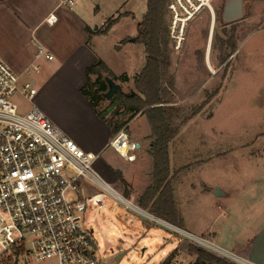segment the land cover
<instances>
[{
    "label": "rangeland",
    "instance_id": "374dc122",
    "mask_svg": "<svg viewBox=\"0 0 264 264\" xmlns=\"http://www.w3.org/2000/svg\"><path fill=\"white\" fill-rule=\"evenodd\" d=\"M73 1L75 5L70 11L79 14L93 30L98 27L91 40L96 53L117 71L134 75L144 68L145 46L133 39L147 11V0ZM224 1L212 0V10L204 9L193 16L185 29L181 50L174 49L170 39L171 91L182 116L190 117L185 123L177 119L179 130L169 146L174 197L185 225L182 229L151 216L154 220L146 218L149 229L141 231L139 212L112 195L104 199L103 209L88 204L82 223L94 231L99 264H161L170 255V264H194L198 256L191 253L190 245L204 249L226 264H248L235 260L233 254H225L217 246L227 244L228 239L233 240L244 229L251 234L264 228V0H244L242 18L228 28H223L221 21ZM111 18L118 20L104 32L102 23ZM66 23L64 37L68 49L79 40V33L72 20ZM169 27L168 12V31ZM74 62L80 64L82 57ZM43 70L34 83L35 103L58 127L81 128L75 90L70 89L78 80L77 74L55 72L47 80ZM91 79L95 81L96 76ZM97 86L91 85L92 89ZM17 100L24 109L31 106L21 98ZM108 104V100H99L97 109L102 110ZM121 109L122 106H117L106 116L107 121L125 124L126 135L141 129L142 135L151 131L144 114L129 119L130 114L121 115ZM194 110H198L195 115ZM114 153L109 146L93 169L120 195L140 206L138 199L149 188L142 191L141 186L146 182L148 167L152 170V157L142 152V174L138 169L132 171L134 181L124 187L121 182L115 185L107 181L100 166L102 161L108 162V155L124 166L131 164ZM139 163L140 160L133 165ZM127 192L133 193V197ZM205 225L224 241L218 244L211 236L203 235Z\"/></svg>",
    "mask_w": 264,
    "mask_h": 264
},
{
    "label": "built area",
    "instance_id": "2783aa9c",
    "mask_svg": "<svg viewBox=\"0 0 264 264\" xmlns=\"http://www.w3.org/2000/svg\"><path fill=\"white\" fill-rule=\"evenodd\" d=\"M211 2L169 0L174 49L181 50L188 22L200 11L212 10ZM63 4L72 6L74 1L60 0ZM40 57L53 59L36 42ZM39 71L40 65L33 63L24 72ZM36 94L33 82L23 81L22 73L0 58V264H99L94 231L82 223L87 205L103 209L104 199L112 195L138 208L102 181L93 169L99 155L82 149L53 123L35 103ZM17 98L31 106L22 108ZM122 142L127 144L125 152L119 148ZM132 143L122 130L109 146L133 161Z\"/></svg>",
    "mask_w": 264,
    "mask_h": 264
},
{
    "label": "crops",
    "instance_id": "0c3cea01",
    "mask_svg": "<svg viewBox=\"0 0 264 264\" xmlns=\"http://www.w3.org/2000/svg\"><path fill=\"white\" fill-rule=\"evenodd\" d=\"M74 5H60V0H0V58L5 60L15 71L22 73L23 81H32L33 84L40 78L38 74H40L41 69L43 70V68V71L48 75L47 80L50 79L55 72L64 74L68 72L71 74L76 73L78 80L74 82L75 85H70V89L72 91L73 89L75 90L74 93L76 94V101L79 110L78 113L80 114L77 120L82 127L75 129L70 127H67L66 129H62L61 127L59 128L72 138L82 149L94 152L100 156L103 151L108 149L109 142L116 135V133H114L112 127L106 121L98 117L89 99L80 91L87 80L86 69L97 61H102L115 75L121 76L126 74L128 77L127 81H122L120 79L116 81L120 84V90L124 93L136 91L134 80L140 71L136 72L134 75L129 74L127 71H117L113 69L99 53H96L94 48L91 46V40L94 34L98 33V27L96 26L95 30H93L79 14L71 12L70 10H72ZM50 15L54 17L48 22L47 19ZM111 19L114 20L113 18ZM70 20H72L74 25L78 28L79 40L73 44V47L66 49L64 29L67 24L66 22ZM117 20L115 19L113 24L116 23ZM107 24L108 21L105 24L102 23V28L105 30L104 32H106L113 25L109 26L106 30ZM99 31H101V29ZM136 37L137 36L134 37V41H136ZM36 42L43 44L53 55V59L48 60L44 57L36 58ZM79 57H82V62L77 64L74 61H77ZM42 59L45 60V62L42 63ZM33 63L40 65V71L26 74L24 72L26 67ZM68 68H70V70H67ZM136 116L140 117L142 116V113H139ZM85 122H88L86 124L89 125H86ZM90 124H92L93 129ZM122 130L126 134L124 127L120 128L119 131ZM127 136L135 144V160L129 161L131 164L124 166L116 159H113V155H111V157L108 155V162L105 163L102 161L101 164L103 165H100L103 167L102 172L104 173L107 181H110L115 185L118 182H121L124 187L128 185L127 182L132 185L135 177V175L132 174V171L138 169L142 174V152L150 155V145L153 140L151 137V131L149 130L144 135H142L141 129L140 131L129 132ZM113 150L118 154L115 149ZM139 160L141 161L139 166L136 165V167L133 165V163L138 162ZM118 175L122 177V180H119ZM171 176H173L172 172ZM152 179L153 159L152 170L148 167V175L145 180L146 182H144L142 184L143 186H141L142 191L152 185ZM102 181L104 180L102 179ZM104 182L109 185L108 182ZM109 186L111 187V185ZM111 188L115 190L113 187ZM116 192L118 193V191ZM135 193L137 194V192ZM132 194L129 196L133 197ZM136 207L138 210L135 211H138L142 216L141 231H144L145 228H147V230L149 229L150 223L146 218H149L150 220L156 218L157 220L159 219L158 221L163 222L160 218L154 216L148 210H145L140 206ZM157 220L155 222H157ZM208 228L209 226H204L202 229L203 235H209L217 242L224 241L222 240L220 234L216 231H212L210 229L208 230ZM186 232L194 235L189 231ZM263 234L264 228L259 231L255 230L251 234L249 233V229H244L238 233L233 240L228 239V242H226L227 244H219L218 242L219 245L217 248L222 250L225 254L228 252L233 254L236 259H238L237 261H244L248 264H264V237H261ZM141 238H139V240ZM259 241L263 242L259 243Z\"/></svg>",
    "mask_w": 264,
    "mask_h": 264
},
{
    "label": "trees",
    "instance_id": "16d2710c",
    "mask_svg": "<svg viewBox=\"0 0 264 264\" xmlns=\"http://www.w3.org/2000/svg\"><path fill=\"white\" fill-rule=\"evenodd\" d=\"M168 2L169 0H147V11L137 26L136 41L145 46L146 64L135 77L136 91L124 93L119 89L111 100H108L109 104L104 109L98 110V101L106 100L103 96L107 90L106 77L115 81L128 80L126 74L115 75L102 61H97L86 69L87 80L80 91L89 99L98 117L106 121L116 134L125 124L113 125L107 121L106 116L117 106L123 107L121 115L130 114L129 119L139 113L146 116L153 139L150 145V155L153 159V183L138 202L141 208L148 210L154 216L183 229L184 218L174 197L169 146L179 130L177 119L181 118V123H185L190 117L182 116V111L175 105L171 91L173 83L170 81L172 79L169 70L171 61ZM114 21L115 19L108 22L106 30ZM93 75L96 76L95 81H91ZM166 81L171 82L170 85H167ZM92 83L98 86L92 89ZM197 112L198 110H194L193 115ZM189 250L191 253H197L198 258L194 264H211L212 261L226 264L221 258L211 255L200 247L190 245ZM171 259L170 255L161 264H170Z\"/></svg>",
    "mask_w": 264,
    "mask_h": 264
},
{
    "label": "water",
    "instance_id": "95a60500",
    "mask_svg": "<svg viewBox=\"0 0 264 264\" xmlns=\"http://www.w3.org/2000/svg\"><path fill=\"white\" fill-rule=\"evenodd\" d=\"M244 14V0H225L222 7V20L224 23H229L242 18ZM134 40V39H133ZM107 90L103 93L106 100H111V98L119 91L120 84L111 78H107ZM135 144L132 143V147ZM220 189L217 190V195H219Z\"/></svg>",
    "mask_w": 264,
    "mask_h": 264
},
{
    "label": "bare ground",
    "instance_id": "6f19581e",
    "mask_svg": "<svg viewBox=\"0 0 264 264\" xmlns=\"http://www.w3.org/2000/svg\"><path fill=\"white\" fill-rule=\"evenodd\" d=\"M126 147H127V144L125 143V142H122L121 144H120V146H119V148L123 151V152H125V149H126ZM164 222V221H163ZM165 223V222H164ZM166 224V223H165ZM168 224V223H167ZM169 226H171V227H173L172 225H169ZM174 229H176V227H173ZM177 229H179V228H177ZM176 229V230H177ZM193 238V237H192ZM193 239H195V238H193Z\"/></svg>",
    "mask_w": 264,
    "mask_h": 264
},
{
    "label": "flooded vegetation",
    "instance_id": "af4514ba",
    "mask_svg": "<svg viewBox=\"0 0 264 264\" xmlns=\"http://www.w3.org/2000/svg\"><path fill=\"white\" fill-rule=\"evenodd\" d=\"M223 6V5H222ZM221 11H222V8H221ZM222 21V24H223V28H228V26H230L233 22H229V23H224L223 20L221 19ZM236 22V21H235ZM214 30V29H213ZM212 30V31H213ZM212 42V41H211Z\"/></svg>",
    "mask_w": 264,
    "mask_h": 264
}]
</instances>
